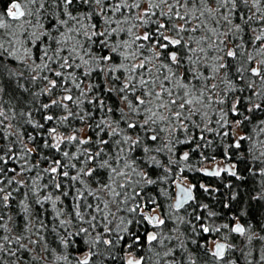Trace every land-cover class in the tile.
I'll use <instances>...</instances> for the list:
<instances>
[{
    "label": "snow or ice",
    "instance_id": "snow-or-ice-1",
    "mask_svg": "<svg viewBox=\"0 0 264 264\" xmlns=\"http://www.w3.org/2000/svg\"><path fill=\"white\" fill-rule=\"evenodd\" d=\"M41 111L43 122L33 117ZM257 113H264V0H10L0 13V264H146L116 251L132 223L123 212L161 230L145 234L150 251L164 247L155 264H198L181 238L185 223L197 234L227 230L225 241L232 233L246 240L242 248L220 240L211 249L200 245L204 264H264V235L251 225L209 222L219 214L199 203L196 186H184L182 177L192 153L207 159L200 150L215 133L231 136L229 149L249 142L235 154L264 178V139L237 135L246 121L264 134ZM73 120L95 138L81 135ZM22 122L36 130L27 141ZM69 145L74 150H64ZM202 171L246 179L236 164ZM170 180L177 192L168 231L178 235L162 234L166 219L151 214L160 205L144 192ZM253 199L264 200V189ZM190 202L198 228L185 220Z\"/></svg>",
    "mask_w": 264,
    "mask_h": 264
},
{
    "label": "trees",
    "instance_id": "trees-1",
    "mask_svg": "<svg viewBox=\"0 0 264 264\" xmlns=\"http://www.w3.org/2000/svg\"><path fill=\"white\" fill-rule=\"evenodd\" d=\"M10 4V0H0V13H3L6 11V8ZM27 95V94H25ZM5 99H9V96H5ZM28 99H31L28 97ZM47 97H41L40 100L44 101ZM15 103V102H13ZM38 106V105H37ZM8 105H5V108H7ZM16 110L19 111L21 109L20 104L15 105ZM11 115V112L9 113ZM43 115V112H33V117L35 120L43 122L41 120V116ZM215 118V117H214ZM257 119H264V113H257L256 114ZM18 120L23 121L24 118L17 117ZM230 119H236V117H230ZM13 123H16V121H13ZM71 124L74 125L77 128H86L84 125H81L79 121H71ZM215 127V125H213ZM244 135H251L255 140L264 139V134H260L257 130H254L253 124L250 122H245L244 125L240 128ZM230 131V129H220V131ZM254 130V131H253ZM20 131L24 133V139L27 141V136L29 134L35 135L36 130L32 128L31 125L27 123H21L20 125ZM67 133H71V128L64 129ZM87 135H93L88 129L86 128ZM207 138L213 140V144L211 147H205L201 149L200 151L203 152L204 157H207V159H204L199 155V153H192L191 154V167L186 169L184 173L182 174V177L188 178L192 183H194L197 186V192L196 197L199 203H207L210 206L211 210L216 211L219 215L214 218H210L209 222L215 221L216 225L219 226L223 223H233L231 221V217L237 216L239 219L247 226L251 222V224L254 226V230L260 231L262 235H264V231H261L262 221H264V200H257L253 199V196H255L258 192H260L262 189H264V178L259 176H252L248 170L247 166V157L242 159L239 155H236L235 153H241L245 152L246 147H250L249 142L241 141L242 147L240 149L235 148H226L225 143L231 144L232 138L231 136L223 137V140L215 133L213 134H207ZM37 139H41V137H37ZM200 143H203L202 141ZM32 145L29 144V147ZM68 151L74 150V145H69L66 149ZM182 150H187L186 147H183ZM40 151L39 149L37 150ZM43 152L45 154H48L50 158H60L59 154L55 153L54 151H49L48 149H44ZM225 152H228L230 158L225 157ZM36 156L33 155L32 159L36 160ZM226 159L229 163H235L237 165V171L246 179L243 181L236 180L234 177L223 175L220 177H210L205 176L203 174L202 166L206 163H212L217 160ZM47 161H41L40 167L44 168L47 166ZM200 169V170H198ZM175 171V167H174ZM34 172L32 173H25L26 177L33 176ZM179 175V174H178ZM47 177L41 183H45L47 181ZM206 185L210 189H217L216 192H209L205 193L203 189L200 188V185ZM231 184L232 187L228 188L226 185ZM174 183L170 180L168 184L161 185V186H149L144 189V192L154 195L157 199V202L160 205V210L165 214L166 218L168 217V205L171 203V199L168 197H165L161 191L160 188L163 187L167 190L168 196L172 197L174 192ZM26 191V189H21V193ZM236 192L238 193L236 200H229V194ZM19 198L20 194H16ZM91 199V198H89ZM138 200L140 197L137 198ZM15 203V202H13ZM225 204H230L229 207H224ZM195 205L191 204L189 207H187V210L191 215L185 216V220H192V223L197 225V228L199 227L198 221H195L192 219L197 213L192 211V208ZM150 207V206H149ZM66 210L70 211V207L66 206ZM16 212V209H12V213L14 214ZM246 213L242 215L241 213ZM200 215H205L206 213L200 212ZM120 215H123L126 217V219L131 220L132 223L127 225L128 232L127 233H121L125 236V239L120 242V245L116 249L119 256L124 257L127 253H133L137 257H145L146 258V264H155L157 257L155 256L156 251L163 252L164 247L163 246H157L151 251L149 250V246L146 243L145 234L147 233L149 229V225L142 220L141 216H137L134 214H129L126 212L120 213ZM173 216L175 215H184V210L180 213H172ZM114 223H119V221H114ZM174 225V220L172 219H166V225L164 226L163 235H178V233H174L171 231H168L171 229ZM180 229L182 232L185 233L184 237H181L182 239H185V243L187 247L191 250L194 257L197 259L198 264H204L203 260V253L204 249L200 247V245L207 243V247L209 249V241L211 239L217 238L218 235L214 234L212 236H206L203 234H197L192 231L190 224H181ZM223 232H226L227 230H222ZM138 236L139 237V244H134L133 240L134 238ZM237 236L235 234L229 235V242L235 243ZM192 240H195L196 243L193 244ZM167 244L168 241H165ZM173 244L176 243V241H172ZM256 243V241H254ZM258 243V242H257ZM131 244L132 247L128 248L127 245ZM101 250H103V246H100ZM83 247L80 249H74V252H82ZM179 254V252L177 253ZM151 257V261H148L147 258ZM97 261H99V257H94ZM126 259V258H125ZM106 264H121V261H107ZM222 264V262H220Z\"/></svg>",
    "mask_w": 264,
    "mask_h": 264
},
{
    "label": "rangeland",
    "instance_id": "rangeland-1",
    "mask_svg": "<svg viewBox=\"0 0 264 264\" xmlns=\"http://www.w3.org/2000/svg\"><path fill=\"white\" fill-rule=\"evenodd\" d=\"M253 131H254V130H253ZM85 134H87L86 128H84V131L81 133V135H85ZM237 135H244V132H243L241 129H237ZM217 163H224V161H222V160H217V161H214V162H212V163H206V164H204V165L202 166V169H204V168L212 169L213 166L216 165ZM202 169H201V170H202ZM177 180H179V179H177ZM179 182H180V181H179ZM183 183H184V184H187V185H188V184H192V183L190 182V180H189L188 178H185V177H183ZM174 184H175V183H174ZM173 186H174V185H173ZM174 190H175V189H174ZM174 201H175V194H174V192H173V195H172V197H171V203H174ZM149 206L152 207V205H149ZM145 211H147V208L145 209ZM161 213H162V212L160 211V208H158L156 212H153V213H151V214H152V215L159 214L161 218L167 219L166 216L161 215ZM233 222H235V223H239V222H241V223L243 224V222H242L240 219H238L237 221H233ZM247 225H251V226L253 227V229H254V226L251 224V222H250L249 224H247ZM262 226H264V221H262ZM160 231H161V230L157 229V232H160ZM222 233H223V231H222ZM222 233H218V234H217V235H218L217 238L211 239V240L209 241V249H211V248L213 247V240H220L221 242H228V243H231V242H229V236H228V238H227V241H225L224 238H223ZM233 234H234V233H233ZM235 235H236V234H235ZM236 236H237V235H236ZM256 243H257V242H256ZM235 244H236L237 246H239V247L242 248V247L245 246V244H246V240H245L244 238H241V237H238V236H237V238H236V240H235ZM257 246H258V243H257ZM229 255H231V253H229ZM236 255H239V253L237 252ZM127 256H128V253H127L126 256H125L126 259H127ZM136 257H137V256H136ZM240 264H246V262H244L243 259H241Z\"/></svg>",
    "mask_w": 264,
    "mask_h": 264
},
{
    "label": "flooded vegetation",
    "instance_id": "flooded-vegetation-1",
    "mask_svg": "<svg viewBox=\"0 0 264 264\" xmlns=\"http://www.w3.org/2000/svg\"><path fill=\"white\" fill-rule=\"evenodd\" d=\"M222 161H224V163H217L216 165H214L213 166V168H215L216 166H220V167H224V166H229V165H231V164H235V163H229V162H227L226 161V159H222ZM223 175H227L226 173H224V174H222L221 176H223ZM176 182H179V180H177ZM191 182V181H190ZM192 183V182H191ZM184 184V183H183ZM185 185H187V184H185ZM190 185H195L194 183H192V184H188L187 186H190ZM196 186V185H195ZM173 189H175L174 190V194H175V197H176V186H175V184H174V188ZM194 192H195V195H196V192H197V186L195 187V190H194ZM192 203H190L189 205H187V206H185L186 208L187 207H189L190 205H191ZM161 212H162V210H160ZM181 211H183V210H181ZM155 215H158V216H160L159 214H155ZM161 215H163V216H165V214L162 212L161 213ZM160 230V229H159ZM154 231H156L157 232V229H154L151 225H149V229H148V231H147V233H149V232H154ZM221 242V241H220Z\"/></svg>",
    "mask_w": 264,
    "mask_h": 264
},
{
    "label": "water",
    "instance_id": "water-1",
    "mask_svg": "<svg viewBox=\"0 0 264 264\" xmlns=\"http://www.w3.org/2000/svg\"><path fill=\"white\" fill-rule=\"evenodd\" d=\"M184 186L187 187V185H185V184H184ZM190 186H191V185H190ZM194 190H195V189H194ZM176 192H177V189H176ZM194 195H195V192H194ZM174 202H175V201H174ZM190 203H191V202H190ZM186 206H187V205H186ZM239 223H241V222H239ZM241 224H242V223H241Z\"/></svg>",
    "mask_w": 264,
    "mask_h": 264
}]
</instances>
